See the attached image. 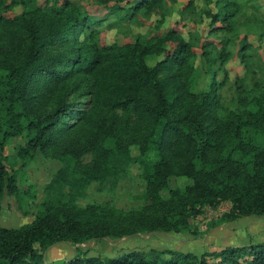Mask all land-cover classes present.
I'll return each instance as SVG.
<instances>
[{"label": "trees", "instance_id": "obj_1", "mask_svg": "<svg viewBox=\"0 0 264 264\" xmlns=\"http://www.w3.org/2000/svg\"><path fill=\"white\" fill-rule=\"evenodd\" d=\"M114 1L129 3L132 18L165 15V0ZM17 2L0 0V209L5 194H22L6 147L23 135L18 154L33 160L40 151L69 162L72 185L106 181L136 150L145 204L82 206L73 192L49 198L30 223L0 225V264H264V242L200 255L175 251L169 258L130 250L116 257L78 254L63 263L45 259L61 242L186 230L206 207L224 201L232 204L225 220L264 216V88L255 92L237 80L238 106L224 105L229 74L221 80L219 72L231 56L228 41L215 54L213 42L201 44L213 67L209 88L196 91L197 45L176 28L104 45L100 19L79 6L82 0H22L26 8L12 15ZM216 5L208 34L235 33L238 0ZM251 46L245 39L242 62ZM173 177L186 180L172 186Z\"/></svg>", "mask_w": 264, "mask_h": 264}, {"label": "rangeland", "instance_id": "obj_2", "mask_svg": "<svg viewBox=\"0 0 264 264\" xmlns=\"http://www.w3.org/2000/svg\"><path fill=\"white\" fill-rule=\"evenodd\" d=\"M17 1L12 15H20L27 6L22 0ZM190 1L192 5H189ZM216 2L217 0H165L164 17L159 14L146 17L139 12L133 18L129 12L130 4L126 1L82 0L79 6L94 19H100L97 30L104 45L134 41L136 33L150 38L171 28L182 31L186 38L197 45L194 52L198 70L193 84L196 91L209 88V70L213 67L205 63L201 44L213 42L209 49L214 53L218 52L216 48L228 41L227 48L231 56L219 72V78L223 80L224 74H229L221 92L224 105L233 109L238 106L237 80L247 88H253L255 92L264 88V14L253 8V3L247 5L240 1L242 9L236 16L235 33L216 32L209 35L211 17L208 13L217 10ZM118 9L120 12L116 11ZM245 39L252 46L243 49L242 55L244 56V52L246 55L245 62H242L240 54ZM147 61L149 64L155 63L154 58H148ZM218 65L217 63L214 67ZM24 145L23 135L12 138L6 147V163L11 172H16L22 194L20 198L5 194L0 209V225L4 227H19L30 223L43 210L47 199L69 195L71 192L76 197V202L82 206L89 203H111L120 209L132 210L145 204L143 195L146 183L142 177V165L134 160L136 150L132 158L117 162L114 175L106 181L72 185L70 179L73 173L69 162L44 155L40 151L33 160L22 158L18 151ZM90 159L87 156L83 162ZM185 180L186 178L173 177L171 185L176 186ZM231 206V202L224 201L217 207H206L201 214L190 220L189 229L178 232H152L120 239L90 240L81 245L61 242L46 251L45 259L48 262L63 263L78 254L116 257L130 250L151 251L169 258L175 251L200 255L225 246L264 242V216L250 215L225 220Z\"/></svg>", "mask_w": 264, "mask_h": 264}, {"label": "crops", "instance_id": "obj_3", "mask_svg": "<svg viewBox=\"0 0 264 264\" xmlns=\"http://www.w3.org/2000/svg\"><path fill=\"white\" fill-rule=\"evenodd\" d=\"M241 2H243L244 4H249V3H253L252 4V7L254 8V9H258L259 10V13H261V14H264V2L263 3H261L262 1L261 0H259L258 2H257V0H255V2H254V0H240ZM240 1H238L239 3H240V5H241V9H242V3L240 2ZM261 1V2H260ZM263 7V8H262ZM239 12H241V10L239 11ZM253 13H255L254 11H252ZM262 41H264V38H263V40Z\"/></svg>", "mask_w": 264, "mask_h": 264}]
</instances>
